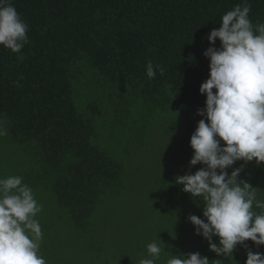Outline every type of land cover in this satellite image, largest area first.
Here are the masks:
<instances>
[{"label": "trees", "instance_id": "obj_1", "mask_svg": "<svg viewBox=\"0 0 264 264\" xmlns=\"http://www.w3.org/2000/svg\"><path fill=\"white\" fill-rule=\"evenodd\" d=\"M248 2L253 25L264 23V0ZM11 3L29 26V43L21 53L0 45V125L17 143L34 145L43 151L46 163L54 170L53 187L58 203L78 230H90L93 242L85 251L87 262L92 256L91 264H138L141 257L147 258V248L138 251L135 259L131 243L119 248V256L113 253L107 256L112 249L107 239L110 228H96L94 221L101 197L98 188L106 190L111 183H117L120 170L93 145V119L84 117L74 98L81 100L90 89L97 99L87 103L84 111L100 116L103 108L99 98L105 90L120 97L124 88L134 87L150 108L158 107L165 118H175L174 132L182 127L191 136L204 118L197 111L205 107L206 95L199 88L210 72V61L203 55L213 46L207 35L218 29L221 16L242 0H11ZM214 47H220L219 39ZM21 54L23 60L18 59ZM149 60L154 67L163 66L164 74L157 71L155 78L149 79L145 67ZM178 113L182 118H176ZM186 114L187 120L183 121ZM242 165L238 180L251 184L258 199L264 200V162L258 165L255 160H240L226 171L230 175ZM203 167L200 163L189 164L184 170L179 167V172L194 174ZM182 189L183 185L174 181L158 185L152 196L141 198L133 216L151 223L150 227L137 229L133 239L136 243L144 237L146 241L153 239L145 233L156 231L151 215L159 211L158 220L165 222L158 231L162 237L159 244L165 246V252L156 264H165L171 253L179 256L198 252L210 264H216L215 259L222 264H245L247 251L264 253V245L257 246L250 240L245 242L247 248L238 244L231 257L210 251L208 241L196 234L188 219L189 215L205 219L203 201ZM144 200L149 202L147 206ZM212 239L219 245V237Z\"/></svg>", "mask_w": 264, "mask_h": 264}, {"label": "clouds", "instance_id": "obj_2", "mask_svg": "<svg viewBox=\"0 0 264 264\" xmlns=\"http://www.w3.org/2000/svg\"><path fill=\"white\" fill-rule=\"evenodd\" d=\"M250 11L248 0H242L221 16V26L207 35L213 46L203 55L210 61V72L199 88L206 95L205 107L197 111L204 118L191 135L194 154L189 162L190 166L200 163L205 167L175 178L184 192L202 199L205 219L196 215L188 219L217 256L231 257L238 244L247 248L249 240L264 245V200L258 199L251 184L238 180L243 165L230 175L226 171L240 160H255L258 165L264 162V23L254 26ZM28 27L11 0H0V45L21 53L29 43ZM217 39L219 48L214 47ZM18 59L23 60V55ZM145 67L149 79H154L157 71L160 75L165 72L150 60ZM5 135L7 129L0 125V136ZM41 211L33 189L21 176L0 179V264H47L40 252L42 228L35 218ZM213 236L219 237V245ZM162 252L165 246L154 240L147 244V258L141 257L138 264H156ZM215 262L222 264L220 259ZM165 264L210 261L198 252L171 253ZM245 264H264V253L247 251Z\"/></svg>", "mask_w": 264, "mask_h": 264}, {"label": "rangeland", "instance_id": "obj_3", "mask_svg": "<svg viewBox=\"0 0 264 264\" xmlns=\"http://www.w3.org/2000/svg\"><path fill=\"white\" fill-rule=\"evenodd\" d=\"M120 94L123 96H113L105 90L100 95L99 102L103 108L100 116L84 111L87 103L97 99L90 89L86 90L81 100L74 99L84 117L93 119V145L120 170L117 183H111L106 190L102 186L98 188L101 197L94 221L97 222L96 228H110L107 239L112 249L107 256L112 253L119 256V248L131 243L134 244L131 251L135 259L138 251L146 250L152 240L161 241L158 231L165 226V222L158 220L157 211L151 215L156 231L145 232L153 239L146 241L144 237L138 243L134 242L138 228L151 226L150 222L133 219L141 198L152 196L158 185L176 183L177 176L187 174L179 172V167L184 170L189 165L194 150L190 146V132L182 127L174 132L176 128L173 129L172 120L175 118H165L158 107L150 108L139 89L124 88ZM181 116L178 113L176 118ZM187 116L184 115L183 121L187 120ZM16 175L33 189L35 198L42 205V211L35 218L42 228L40 252L47 264H91L92 256L87 262L88 255L85 253L89 243L93 242L90 230H78L67 211L58 203V194L53 187L56 180L54 170L46 163L43 151L35 149L34 145L17 143L7 133L0 136V179ZM148 203L144 200L146 206ZM98 246L99 243L96 244Z\"/></svg>", "mask_w": 264, "mask_h": 264}]
</instances>
